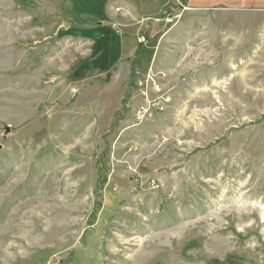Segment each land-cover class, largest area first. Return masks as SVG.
Returning a JSON list of instances; mask_svg holds the SVG:
<instances>
[{
  "label": "rangeland",
  "instance_id": "374dc122",
  "mask_svg": "<svg viewBox=\"0 0 264 264\" xmlns=\"http://www.w3.org/2000/svg\"><path fill=\"white\" fill-rule=\"evenodd\" d=\"M107 1L0 0V264H264V110L114 113Z\"/></svg>",
  "mask_w": 264,
  "mask_h": 264
},
{
  "label": "crops",
  "instance_id": "0c3cea01",
  "mask_svg": "<svg viewBox=\"0 0 264 264\" xmlns=\"http://www.w3.org/2000/svg\"><path fill=\"white\" fill-rule=\"evenodd\" d=\"M233 1L238 2L188 0L189 11L164 32L162 25L147 27L146 21L162 16L168 6L177 5L180 0H108L103 12L105 19L122 38L129 36L137 40L140 33L146 32L150 37L144 46V49L148 48L147 56L144 61L139 57L135 63L136 79L131 77L130 60L137 53L133 50H121L115 65L98 75L101 79L105 74L107 79L111 73V80L105 84L120 88L114 113L121 111L128 92L131 98L127 113L134 110L136 113L145 98L135 80L158 73L164 76L163 89L169 91L165 92L171 98L166 110L157 112L162 120L169 121L172 110L183 113L187 109L213 111L212 117L220 110L256 111L258 116L261 115L264 110V8L257 5L261 0H252L253 3L247 5ZM62 13L65 14L63 9ZM58 37L79 41L80 52L88 43L95 46L88 39L68 35ZM63 60L51 59L47 70L64 73L78 65L72 58L71 62H61ZM85 79L91 80L89 75ZM203 95L207 101L198 103ZM210 119L215 123L221 117Z\"/></svg>",
  "mask_w": 264,
  "mask_h": 264
},
{
  "label": "built area",
  "instance_id": "2783aa9c",
  "mask_svg": "<svg viewBox=\"0 0 264 264\" xmlns=\"http://www.w3.org/2000/svg\"><path fill=\"white\" fill-rule=\"evenodd\" d=\"M177 7H180V4ZM180 17H181V13L179 11L170 10L164 13L162 16L155 19V23L158 25L162 24L165 26V28H168L169 26L175 25L176 21ZM147 37L148 36H146L145 33H142L141 35L139 34L137 38L138 44L143 47L146 46L149 43V39ZM163 77L164 76L161 74L151 73L146 78L137 79L135 82L136 87L143 94L144 98H146V100L147 99L149 100L148 106L150 110L149 109L148 110L150 111V115L153 114L152 112H153V109L155 108H156V111L159 113L164 112V110H166V108L171 102V98L167 96V93L164 92V89H163V84H162ZM157 94L160 95L158 98L156 99L152 98L156 96ZM146 110L147 108L144 110L145 113H146ZM153 182L155 183L152 185V187L159 188L156 181H153ZM63 264H69V263H63Z\"/></svg>",
  "mask_w": 264,
  "mask_h": 264
},
{
  "label": "trees",
  "instance_id": "16d2710c",
  "mask_svg": "<svg viewBox=\"0 0 264 264\" xmlns=\"http://www.w3.org/2000/svg\"><path fill=\"white\" fill-rule=\"evenodd\" d=\"M168 7H171V6H168ZM169 9V8H168ZM171 9V8H170ZM167 11V8L166 10ZM139 51L136 53V56L138 55ZM132 58L130 60V63H131V77H132V80L136 79L137 75H136V59L135 57ZM130 98H131V94L128 92L123 100V103H122V109H121V112L120 113H125L126 110H127V104L129 103L130 101ZM99 164H100V167H99V170H98V184L99 186H102V185H105L107 183V175H106V166L103 164V160L100 159L99 160Z\"/></svg>",
  "mask_w": 264,
  "mask_h": 264
},
{
  "label": "water",
  "instance_id": "95a60500",
  "mask_svg": "<svg viewBox=\"0 0 264 264\" xmlns=\"http://www.w3.org/2000/svg\"><path fill=\"white\" fill-rule=\"evenodd\" d=\"M111 76H112L111 73H109V74L107 75V81H110V80H111ZM135 82H136V80H135ZM11 131H12V130H11L10 127H7V128H6V132H7V133H10Z\"/></svg>",
  "mask_w": 264,
  "mask_h": 264
}]
</instances>
